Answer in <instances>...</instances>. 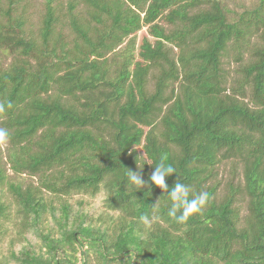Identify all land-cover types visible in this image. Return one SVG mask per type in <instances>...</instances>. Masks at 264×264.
<instances>
[{
  "label": "trees",
  "instance_id": "trees-1",
  "mask_svg": "<svg viewBox=\"0 0 264 264\" xmlns=\"http://www.w3.org/2000/svg\"><path fill=\"white\" fill-rule=\"evenodd\" d=\"M29 7L0 0V264H264V0H45L35 31ZM162 158L209 194L184 224L128 183Z\"/></svg>",
  "mask_w": 264,
  "mask_h": 264
},
{
  "label": "clouds",
  "instance_id": "clouds-1",
  "mask_svg": "<svg viewBox=\"0 0 264 264\" xmlns=\"http://www.w3.org/2000/svg\"><path fill=\"white\" fill-rule=\"evenodd\" d=\"M11 103L7 104L8 108H11ZM5 108L4 104H0V111H3ZM10 133L6 128H0V143H5L9 139ZM143 156V155H142ZM139 157L138 159L142 158ZM137 159V161H138ZM147 164V163H145ZM144 164V165H145ZM143 166L137 164V168L140 171L133 172L131 170L127 171L128 183L134 188L142 190L149 185H154L156 188H159L164 196L161 198L153 207V210H156L160 207L161 200H165V207L167 208L168 217L177 224H184L192 217L198 215L209 202V194L205 191L195 192L188 185L180 182L179 178L176 183L169 188L166 179L173 175H176V168L166 159H161L159 163L154 166L151 176L148 181L143 179L141 172ZM151 188L149 187V192ZM141 222L144 225H150L151 221L147 215L142 216Z\"/></svg>",
  "mask_w": 264,
  "mask_h": 264
},
{
  "label": "rangeland",
  "instance_id": "rangeland-1",
  "mask_svg": "<svg viewBox=\"0 0 264 264\" xmlns=\"http://www.w3.org/2000/svg\"><path fill=\"white\" fill-rule=\"evenodd\" d=\"M45 0H28V3H30V11L31 12V16L29 18V25H27V27H31L33 31H35L37 29L38 26V21H39V14L38 12L41 11L42 9V5L44 3ZM63 1V0H60ZM224 4L227 6V8H229L230 10L234 11V12H241L243 11L245 8H248L250 6H252L254 3H256V0H223ZM147 36V32L146 29H143L140 33L137 34V43L140 42V40L144 37ZM10 61V58L7 59V63ZM224 61V69H226L227 71H229L230 73H232L234 71V69L236 68V65H234L233 63H231L232 61L229 58H226L223 60ZM6 143H0V157L2 159L3 162L6 161ZM138 154L142 156V152L140 149L137 150ZM8 168V167H6ZM227 169L224 167H220L219 171H218V175H219V180L224 177V179L227 176ZM7 175L8 176H12L13 174L11 173V171L7 170ZM22 178H27L26 175H22ZM33 182H35V179L31 180ZM73 200L74 199H78L79 196L75 195L72 197ZM84 200L87 203V209L88 206L91 208L95 209V213H99L101 211H103V208L100 204L99 198H94V199H90L87 197H83ZM73 200L69 199L68 201L73 202ZM12 237V233H8L6 235L5 238H3V240L0 242V257L4 254L7 253L8 247H9V242L11 241Z\"/></svg>",
  "mask_w": 264,
  "mask_h": 264
}]
</instances>
